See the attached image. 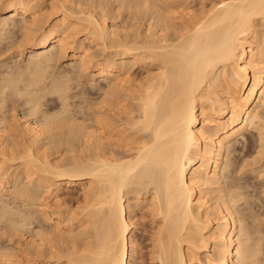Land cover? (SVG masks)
Instances as JSON below:
<instances>
[{
	"label": "bare ground",
	"instance_id": "6f19581e",
	"mask_svg": "<svg viewBox=\"0 0 264 264\" xmlns=\"http://www.w3.org/2000/svg\"><path fill=\"white\" fill-rule=\"evenodd\" d=\"M51 259L264 264V0H0V264Z\"/></svg>",
	"mask_w": 264,
	"mask_h": 264
},
{
	"label": "rangeland",
	"instance_id": "374dc122",
	"mask_svg": "<svg viewBox=\"0 0 264 264\" xmlns=\"http://www.w3.org/2000/svg\"><path fill=\"white\" fill-rule=\"evenodd\" d=\"M138 65V66H137ZM136 65V67H134V76L135 77H138L137 79H140L143 75H145V70L143 69L142 70V68H141V66H139V64H137ZM140 67V68H139ZM140 69V70H139ZM141 72H143V74L141 75ZM133 76V77H134ZM141 76V77H140ZM140 77V78H139ZM71 186V187H70ZM70 186H68L69 188H67V186L65 187V189L63 188V189H61L60 190V193L62 194H60V197L61 198H63V199H65L64 200V202L67 204V206H69L70 205V207L73 209V211H76V206H78L79 205V203L81 202L80 201V194H81V192H80V188L78 187V186H76V184H72V185H70ZM76 186V187H75ZM80 193V194H79ZM64 194V195H63ZM79 197H78V196ZM54 196V194L52 195V197ZM75 196V197H74ZM78 204V205H77ZM72 205V206H71ZM76 207V208H75ZM143 208L142 207H140V206H138V208H136V212H137V218H138V220H139V218H140V220L139 221H142L141 223L140 222H138V224L139 225H137V227H138V230H137V233H138V236H139V240H140V242H141V245H142V247L144 246V250H143V252L144 253H147V252H149V249H150V236H151V230H152V227L153 226H151L150 224L152 223V216L151 215H147V217L145 216V214H146V210H144V212H143V210H142ZM141 214H144V215H141ZM143 216V218H141ZM142 219V220H141ZM145 220V221H144ZM149 220V221H148ZM73 221H75V219L73 220ZM77 221V220H76ZM71 223H73V227H74V229L76 228V224H77V222L74 224V222H71ZM149 223V224H148ZM145 225V226H144ZM153 225V224H152ZM139 226H141V227H139ZM140 228H141V230H140ZM145 229V230H144ZM147 229V230H146ZM76 230H77V228H76ZM149 235V236H148ZM148 243V244H147ZM147 250V251H146ZM146 255V261L148 262L149 260V258H148V255L147 254H145ZM50 264H53V263H55V260L54 259H51V260H49L48 261ZM49 263H47V264H49ZM68 264L66 261L65 262H62L61 264Z\"/></svg>",
	"mask_w": 264,
	"mask_h": 264
}]
</instances>
